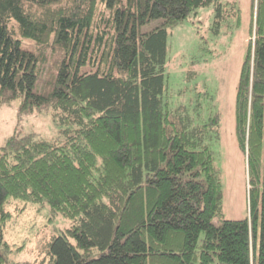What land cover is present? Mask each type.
<instances>
[{"label": "trees", "instance_id": "trees-1", "mask_svg": "<svg viewBox=\"0 0 264 264\" xmlns=\"http://www.w3.org/2000/svg\"><path fill=\"white\" fill-rule=\"evenodd\" d=\"M99 1L112 17L97 16ZM210 3L218 24L247 34L234 95L248 185L238 219L222 215L212 152L196 139L204 125L171 119L161 97L169 29ZM241 3L0 0V106L48 107L65 126L57 140L14 130L0 146V264H30L6 255L10 198L70 221L46 242L47 264H264V0H248L246 23Z\"/></svg>", "mask_w": 264, "mask_h": 264}, {"label": "rangeland", "instance_id": "rangeland-1", "mask_svg": "<svg viewBox=\"0 0 264 264\" xmlns=\"http://www.w3.org/2000/svg\"><path fill=\"white\" fill-rule=\"evenodd\" d=\"M242 2V23H246L248 0ZM97 16L107 19L112 17V11L99 1ZM234 20L228 18L231 24ZM159 22L160 18L151 19L142 30L147 31ZM227 23L224 19L220 24L216 22L215 9L210 3L196 7L169 29L163 68L165 88L161 97L171 119L187 129L204 125L196 139L212 152L222 187V215L226 219H238L248 213V185L246 160L234 133V95L247 34L243 25L238 29L227 28ZM96 31L92 33L91 50L102 49L95 43ZM96 64L93 59V68ZM48 67L47 62L42 80L37 81V90L42 88ZM18 105L19 100H13L0 106V146L14 130L35 138L57 140L64 136L61 129L65 126L52 120L48 107L20 112ZM8 200L6 207L11 217L2 227L10 247L6 252L8 260L47 264L50 254L46 242L53 234L67 229L70 221L62 215L52 216L47 204ZM213 221L220 223L218 218Z\"/></svg>", "mask_w": 264, "mask_h": 264}]
</instances>
